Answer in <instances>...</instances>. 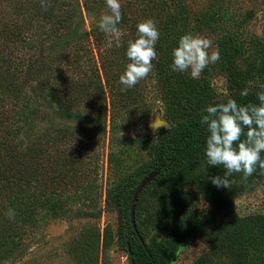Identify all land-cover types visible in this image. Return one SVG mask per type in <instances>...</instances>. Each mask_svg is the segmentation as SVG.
Here are the masks:
<instances>
[{
	"label": "trees",
	"instance_id": "16d2710c",
	"mask_svg": "<svg viewBox=\"0 0 264 264\" xmlns=\"http://www.w3.org/2000/svg\"><path fill=\"white\" fill-rule=\"evenodd\" d=\"M45 3L49 5L46 10L41 0H0V264L21 255L25 247L23 236L34 234L43 217H60L88 198L93 188L88 174L94 171L89 165L96 162L98 154H90L88 162L84 157L92 150L88 148L90 141L96 143V132L104 136L107 129L106 169L117 167L125 152L117 133L150 107L143 93L145 79L127 90H122L124 86L119 81L130 63L126 56L128 42L138 37L137 24L149 19L148 15L141 21H130L122 14L118 25L123 33L122 46L108 47L109 37L97 24L83 28L84 16L91 15L98 0ZM149 3L151 13L163 19L156 25L165 32L168 45L160 46L157 41L155 49L160 54L147 78L156 79L153 88L161 93L167 106L175 109L177 117L157 138L150 162L129 177L120 191L130 264H160L129 223V201L137 184L155 168L161 170L154 180L175 182L190 172L207 169L209 132L202 123L207 107L226 103L229 98L239 105L259 106L257 95L264 86L263 35L253 48L259 62L257 73L263 79L261 85L234 87L238 75L233 59L238 52L231 46L223 53L226 93L210 103L192 98L191 81L171 68L172 53L183 36L182 30L189 23H193L190 28H196L199 21L196 15L185 11L184 0ZM244 90L247 95H241ZM78 127L84 129L79 131ZM261 158L264 159V152ZM77 177L86 179L84 187L75 181ZM263 177L264 170L259 167L246 182L242 173H234L231 187L222 188L219 196L230 199L231 195L242 194ZM140 194L135 202L134 222ZM9 209L15 211L14 220L6 215ZM73 215L91 214L76 209ZM250 222L264 239V216H252L247 224ZM234 243L237 245V240ZM230 252L239 260L236 264H243L241 257L245 253L240 247L233 245ZM196 264L205 263L200 260Z\"/></svg>",
	"mask_w": 264,
	"mask_h": 264
},
{
	"label": "rangeland",
	"instance_id": "374dc122",
	"mask_svg": "<svg viewBox=\"0 0 264 264\" xmlns=\"http://www.w3.org/2000/svg\"><path fill=\"white\" fill-rule=\"evenodd\" d=\"M149 1L120 0L121 12L130 21H141L144 15L156 23L162 21V17L151 13ZM184 1L185 11L196 15L199 25L190 28L193 23H189L182 30L183 35L192 33L209 39L212 42L209 51L220 54L219 61L210 63L198 78H193L190 71L181 72L187 82L191 81L192 98L210 103L226 93L223 53L231 46L238 52L233 59L238 75L234 87L261 85L263 79L257 73L259 62L253 48L264 35V0ZM104 14H109V9L105 0H98L91 15L84 16L83 28L87 30L90 24H98ZM158 29L161 42L158 45L165 47L168 45L165 32ZM144 83L148 112L138 114L117 133L124 143L122 162L106 169L107 129L104 136L96 132V143L90 141L88 148L92 150L84 157L88 162L90 154L94 151L98 154L96 162L89 165L94 171L88 174V181L93 184L88 198L60 217H43L34 234L23 236L25 247L21 255L2 264H130L120 191L129 177L150 162L153 146L165 129L160 126L151 131L150 122L158 117L171 124L177 117L175 109L167 106L161 93L153 88L156 79L145 78ZM84 127H78L79 131ZM224 171L222 166H209L188 173L180 183L156 179L142 190L135 223L142 241L160 264H196L200 260L205 264H236L237 257L228 253L233 245L245 253L241 257L243 264H264V239L252 222L247 224L252 216H264V177L248 191L225 199L219 196L223 187L217 188L210 179L223 176ZM233 176L229 177L231 181ZM75 181L85 186V178L77 177ZM76 209L91 215L75 217ZM242 222L246 225L237 227Z\"/></svg>",
	"mask_w": 264,
	"mask_h": 264
},
{
	"label": "clouds",
	"instance_id": "9594fccd",
	"mask_svg": "<svg viewBox=\"0 0 264 264\" xmlns=\"http://www.w3.org/2000/svg\"><path fill=\"white\" fill-rule=\"evenodd\" d=\"M109 14H104L98 21V28L109 37L108 47H121L123 33L118 27L122 20L120 0H105ZM41 6L49 5L41 0ZM138 37L128 42L126 56L130 63L120 75L122 90L135 87L152 72L153 61L157 59L155 45L160 37L156 22L152 19L137 24ZM212 42L202 36L186 33L180 37L178 46L173 49L171 68L175 72H188L198 78L210 63L220 59L218 51H209ZM244 90L241 95H247ZM259 106L255 104L239 105L229 98L226 103L209 106L202 123L207 125L209 136L206 140L205 155L207 166L223 167V176L211 177L217 188L231 187L229 179L234 173H242L243 181H247L257 167L264 170V86L258 93ZM245 129L247 131L245 132ZM243 137V139H241ZM10 220L15 219V211L6 213Z\"/></svg>",
	"mask_w": 264,
	"mask_h": 264
},
{
	"label": "water",
	"instance_id": "95a60500",
	"mask_svg": "<svg viewBox=\"0 0 264 264\" xmlns=\"http://www.w3.org/2000/svg\"><path fill=\"white\" fill-rule=\"evenodd\" d=\"M164 127L165 129L170 127V124H167L166 122L160 120L158 117H155L149 124V129L151 131H154L157 127ZM161 170V168H155L154 170H152L150 173H148L138 184L137 186L134 188L131 199L129 201V207H128V216H129V223L130 226L134 232V234L138 237V232L135 226V222H134V207H135V202L137 200V196L142 192V190L148 185L150 184L155 177L157 176V174L159 173V171ZM140 240V239H139ZM127 251L129 252L128 248Z\"/></svg>",
	"mask_w": 264,
	"mask_h": 264
}]
</instances>
